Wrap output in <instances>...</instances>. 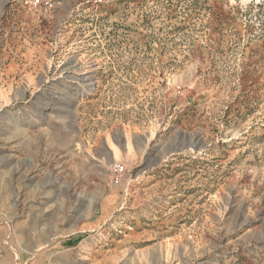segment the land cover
<instances>
[{
    "label": "rangeland",
    "instance_id": "374dc122",
    "mask_svg": "<svg viewBox=\"0 0 264 264\" xmlns=\"http://www.w3.org/2000/svg\"><path fill=\"white\" fill-rule=\"evenodd\" d=\"M0 264H264V0H0Z\"/></svg>",
    "mask_w": 264,
    "mask_h": 264
},
{
    "label": "bare ground",
    "instance_id": "6f19581e",
    "mask_svg": "<svg viewBox=\"0 0 264 264\" xmlns=\"http://www.w3.org/2000/svg\"><path fill=\"white\" fill-rule=\"evenodd\" d=\"M84 78L86 81H90L91 83H93L92 80L94 77L92 75H86Z\"/></svg>",
    "mask_w": 264,
    "mask_h": 264
}]
</instances>
